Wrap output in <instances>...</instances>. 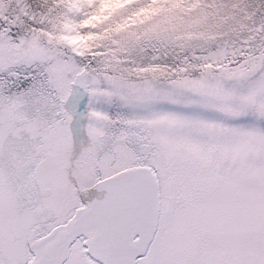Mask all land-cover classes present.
<instances>
[{
	"label": "snow or ice",
	"instance_id": "snow-or-ice-1",
	"mask_svg": "<svg viewBox=\"0 0 264 264\" xmlns=\"http://www.w3.org/2000/svg\"><path fill=\"white\" fill-rule=\"evenodd\" d=\"M0 264H264V0H0Z\"/></svg>",
	"mask_w": 264,
	"mask_h": 264
}]
</instances>
